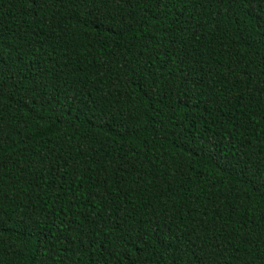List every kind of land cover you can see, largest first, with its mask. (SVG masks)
<instances>
[{"label":"trees","instance_id":"trees-1","mask_svg":"<svg viewBox=\"0 0 264 264\" xmlns=\"http://www.w3.org/2000/svg\"><path fill=\"white\" fill-rule=\"evenodd\" d=\"M0 264H264V0H0Z\"/></svg>","mask_w":264,"mask_h":264}]
</instances>
